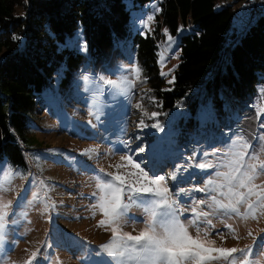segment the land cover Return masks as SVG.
<instances>
[{
	"label": "rangeland",
	"instance_id": "1",
	"mask_svg": "<svg viewBox=\"0 0 264 264\" xmlns=\"http://www.w3.org/2000/svg\"><path fill=\"white\" fill-rule=\"evenodd\" d=\"M232 2L239 17L255 22L251 0ZM129 12L135 29L152 33L155 17L159 14L155 3L132 7ZM148 15L154 17L152 21H147ZM182 35V32L171 35L164 28L160 29L163 46L172 56L169 61L160 53L164 57L163 63L160 62L161 55L159 58L160 75L162 72L166 74L161 75L166 84L172 81L179 61L178 44ZM169 36L174 43H169ZM83 39V33L79 39L76 36L74 45L85 55L86 52L78 47L84 43ZM174 54H178V58H173ZM114 55L111 67L95 73L82 72L76 76L67 94L47 96V107L29 116L26 140L20 142L24 166H13L5 159L0 160L3 169L0 171V186L3 188L0 205L11 202L7 209L0 207V214L5 210L10 213L5 218V235L0 241V264H27L34 253L33 264H107L112 261L113 258L100 246L110 242L114 225L109 223L98 227V221L110 218L102 217L99 209L94 207L104 195L97 189L95 177L99 173L117 171L123 174L121 171L125 167H115L127 165V161L121 160L122 156L131 154L146 171L150 169L165 175L168 179L164 186L171 189V199H175L174 193L178 189L186 190L179 198L180 205L188 208L182 219L191 213L195 202L205 196L194 189L203 188L205 180L212 178L211 173L215 171L199 169L190 162V157L194 156L197 164L216 163L215 157L205 158L203 153L213 150L222 153L230 138L240 137L253 146L249 153L258 156V161L245 157L248 163L264 162V151L258 147L264 145L259 139L264 135L261 126L264 125V82L256 87L252 98L239 103L221 90L225 115L220 118L210 110L192 115L180 109L163 112L145 84L129 44H124ZM134 66L139 67V73L132 71ZM82 74L90 79L84 81ZM125 76L131 83L123 92H114L111 86L102 84L103 79L119 81ZM152 112H158L159 116L151 118ZM187 117L193 121L184 127ZM141 120L147 126H141ZM157 121L160 127L152 128L151 124ZM140 147L145 151L139 152ZM129 149L133 151L130 153ZM172 175L176 176L175 181L170 179ZM254 183L264 185V174L259 175ZM198 210L211 211L207 205ZM129 216L135 220L127 222L120 231L138 235L145 227L143 221L148 215L143 207L133 206ZM209 218L214 225L209 239L215 240V247L255 245L254 252L259 253L260 264H264V248H261L264 244V214L256 208L248 210L247 204H243L239 206V214H218ZM120 224L124 225L125 221ZM226 225H231L232 230ZM189 231L195 235L194 228ZM217 232H222L225 238L221 240ZM128 264L136 262L129 261ZM213 264H231V260Z\"/></svg>",
	"mask_w": 264,
	"mask_h": 264
},
{
	"label": "trees",
	"instance_id": "2",
	"mask_svg": "<svg viewBox=\"0 0 264 264\" xmlns=\"http://www.w3.org/2000/svg\"><path fill=\"white\" fill-rule=\"evenodd\" d=\"M131 3L159 8L152 34L131 24ZM233 13L218 9L215 0H0V160L24 166L20 142L29 116L47 107V96L67 94L82 72L111 67L124 44L160 110H210L223 117L221 90L239 103L264 82V13L251 27ZM187 17L193 32L182 29ZM161 28L183 33L170 84L160 75L155 46ZM80 31L85 55L74 45ZM192 121L187 117L184 127Z\"/></svg>",
	"mask_w": 264,
	"mask_h": 264
},
{
	"label": "snow or ice",
	"instance_id": "3",
	"mask_svg": "<svg viewBox=\"0 0 264 264\" xmlns=\"http://www.w3.org/2000/svg\"><path fill=\"white\" fill-rule=\"evenodd\" d=\"M153 18L152 15H148L147 21H152ZM167 31L165 29V32ZM81 35L82 33H78L77 38L79 39ZM168 39L170 44L174 43L171 36ZM78 47L81 51H87L86 42L82 45L78 44ZM173 58H178V54H174ZM160 62H164L162 55ZM132 71L139 73L140 69L134 66ZM161 75L166 74L162 72ZM82 79L88 81L90 77L84 75ZM130 83L131 81L126 76L119 81L102 80V84L111 86V90L114 92L125 91ZM137 107L139 108L140 105L138 104ZM158 116V112L151 113L153 119ZM139 124L147 126L143 120ZM261 126L264 127V125ZM151 127L159 128L160 125L157 121L151 124ZM259 139L264 141V135ZM252 147L240 137L230 138V142L225 145V151L222 153L219 150L203 153L205 158L215 157L216 163L200 162L197 164L194 156L189 158L190 162L199 169H215V171L211 173L212 178L205 180L203 188L194 189V191L205 193V196L195 202L196 206L191 207V213L183 219V213L187 212L188 208L180 205L179 198L186 190L178 189L174 193L175 199H171L169 197L171 189L164 186L168 178L165 175L152 172L150 169L146 171L141 163L134 160L133 155L122 156L121 160L127 161V165L121 164L115 167L120 169L131 166L137 172L128 175L121 174L119 171L113 174H97L95 177L96 187L104 195L99 197V201L94 207L99 209L102 217L110 218L109 220L102 218L98 221V227H105L109 223L114 225L111 228L110 242L100 246L113 258L107 264H128L129 261H135L136 264H213V262H228L230 260L231 264H237V261L240 264H260L259 253L254 252L255 245L245 246V248L215 247V240L209 239L210 230L214 228L210 216L239 214V206L243 204H247L248 210L256 208L261 214H264V185L254 183L259 175L264 174V162L248 163L245 157H248V160L258 161V156L254 152L249 153V149ZM258 147L264 151V145H258ZM132 151L129 149L130 153ZM138 151L142 153L145 149L140 147ZM8 170L12 171L11 166L8 167ZM0 171L3 169L0 168ZM16 174L20 175L19 172ZM129 176H134L136 179L129 182ZM170 179L175 181L176 176L172 175ZM2 190L3 188L0 186V191ZM253 197H255L254 201ZM170 200L171 202H169ZM203 205H207L211 211L198 210ZM10 206L11 202L0 205L3 209ZM133 206L143 207L148 215V219L143 221L145 227L138 235L121 233V227L126 226L129 221L135 220L134 217L129 216ZM54 207L55 205H53ZM95 214L93 212V215ZM8 215L10 213L6 210L0 214V241L5 235V218ZM253 217H255V213H253ZM122 220L125 221L124 225L120 224ZM226 227L230 231L232 230L231 225H226ZM189 228L195 229V235L190 233ZM216 234L220 236L221 240L225 238L222 232ZM248 234L252 235L251 232ZM261 248H264V244L261 245ZM35 256L34 253L27 264H33Z\"/></svg>",
	"mask_w": 264,
	"mask_h": 264
},
{
	"label": "built area",
	"instance_id": "4",
	"mask_svg": "<svg viewBox=\"0 0 264 264\" xmlns=\"http://www.w3.org/2000/svg\"><path fill=\"white\" fill-rule=\"evenodd\" d=\"M251 1L254 3L253 9H252V15L256 21L261 16V14L264 13V0H251ZM215 2H216L217 8L221 10L233 9L235 7V4L232 2V0H215ZM232 17L235 21H240L244 26L251 27L250 22H247L246 20H244V18L239 17L236 14V12L233 13ZM182 29L185 32H191L193 30V25L189 17L185 19V24L182 26ZM155 46L157 50L159 51V53H161L166 59H168L169 61L172 60V56L167 53L166 49L163 46L162 39L160 37L157 40H155ZM121 172L124 175H128L129 173L137 172V170L133 168L125 167L123 168ZM128 179H129V182H131L132 180L136 179V177L129 176ZM125 202L127 201L125 200Z\"/></svg>",
	"mask_w": 264,
	"mask_h": 264
}]
</instances>
